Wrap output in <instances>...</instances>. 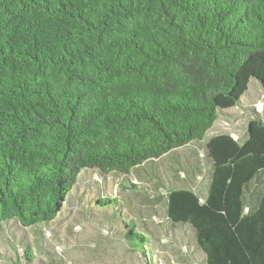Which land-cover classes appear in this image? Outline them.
<instances>
[{
  "label": "trees",
  "instance_id": "obj_1",
  "mask_svg": "<svg viewBox=\"0 0 264 264\" xmlns=\"http://www.w3.org/2000/svg\"><path fill=\"white\" fill-rule=\"evenodd\" d=\"M259 102L264 0H0V241L13 264H45L27 229L59 242L68 217L176 264L156 255L140 208L105 188L114 176L128 188L133 171L156 182L159 224L191 233L190 264H264ZM232 108L255 114L242 141L212 133ZM59 255L46 264H67Z\"/></svg>",
  "mask_w": 264,
  "mask_h": 264
},
{
  "label": "rangeland",
  "instance_id": "obj_2",
  "mask_svg": "<svg viewBox=\"0 0 264 264\" xmlns=\"http://www.w3.org/2000/svg\"><path fill=\"white\" fill-rule=\"evenodd\" d=\"M255 112L261 118H264V102H259L254 107ZM230 115L221 116L215 124V130L212 133H230L235 139L242 141L245 139L247 127L251 119L255 117L252 110L232 108L228 110ZM233 114V115H232ZM211 135V134H210ZM168 162V160H166ZM115 179L113 183L111 180ZM91 183V177L87 179ZM120 178L114 176L107 182L106 189L108 191H115L120 195L122 200L130 198L132 203L140 208L144 213L146 225L157 236L155 253L160 258L162 254H168L172 257V263L176 264H190L188 260L183 258L188 247L194 244L193 237L187 228H171L169 226L161 225L160 219L165 216V203L163 198H157L156 182L153 178L147 175L144 171H133L130 175V180H123L128 188H120L118 186ZM138 183L144 189H135L130 186V183ZM84 186V185H83ZM93 186L85 185V188H90L87 192H94L91 189ZM157 192V193H156ZM126 210L134 217H136L135 208L126 207ZM97 213V212H96ZM83 223V222H82ZM140 224V222H139ZM96 226L94 224L85 223L78 225L71 219L64 218L55 224L54 233L55 238L59 240H51L50 234L42 230L39 226L29 227L27 235L33 247L35 256L43 262H54L60 256L65 254L67 264H148L147 256L139 254L131 255L121 247L119 249L113 248L111 242V235L109 229ZM43 231V232H42ZM1 243L7 244L3 239L0 241V258L4 264H13V249L4 247ZM53 243L59 246L54 251ZM9 245V244H8ZM133 244H131L132 246ZM157 257V260L160 258ZM153 264V263H152ZM159 264H166L164 260H159ZM195 264H203V262H195Z\"/></svg>",
  "mask_w": 264,
  "mask_h": 264
}]
</instances>
